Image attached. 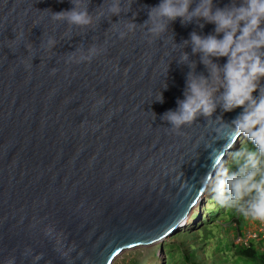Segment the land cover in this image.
I'll use <instances>...</instances> for the list:
<instances>
[{"label": "water", "instance_id": "obj_1", "mask_svg": "<svg viewBox=\"0 0 264 264\" xmlns=\"http://www.w3.org/2000/svg\"><path fill=\"white\" fill-rule=\"evenodd\" d=\"M102 3L90 0L88 11ZM158 3L134 0L126 14L69 29L51 12L71 9L70 0H0V264H113L161 243L202 200L212 160L234 152L230 130L215 122L199 117L177 134L160 118L183 99L182 51L207 75L180 43L213 24L177 19L151 42L139 27L119 38L133 12L142 24ZM92 44L106 51L69 59Z\"/></svg>", "mask_w": 264, "mask_h": 264}, {"label": "clouds", "instance_id": "obj_2", "mask_svg": "<svg viewBox=\"0 0 264 264\" xmlns=\"http://www.w3.org/2000/svg\"><path fill=\"white\" fill-rule=\"evenodd\" d=\"M133 2L103 0L93 14L88 11L90 0H70L71 9L51 14L53 20L64 22L69 29L73 26L88 29L100 22L105 12L109 19L128 13ZM135 16L133 12L132 18L126 20L127 31H119L120 39L139 27L151 42L166 33L177 19L182 25L195 22L200 28L204 24L214 25L212 33L202 35L194 30L180 43L184 48L191 47L192 56H199L207 75L197 73L196 61L182 51L177 62L189 68L183 99H178L177 107L160 118L179 134L183 126L203 117L218 124V132L228 128L231 141L243 137L252 145L251 148L241 145L231 154L230 165H235V171L225 165L222 155L216 156L202 183L206 189L211 186L221 207L235 209L245 219L264 223V0H230L224 7L216 6L213 0H159L148 8L147 19L142 24L133 22ZM118 24L119 21L113 23ZM47 44L51 48L56 41L49 37ZM174 45L178 44L174 42ZM104 51L105 48L92 44L86 50L77 47L68 55L72 59L79 54V61L90 62ZM220 58H226L223 65L216 62ZM155 100L163 102L161 92ZM218 108L221 114L213 120ZM237 108L241 109L240 113L230 122L224 121L223 113Z\"/></svg>", "mask_w": 264, "mask_h": 264}, {"label": "rangeland", "instance_id": "obj_3", "mask_svg": "<svg viewBox=\"0 0 264 264\" xmlns=\"http://www.w3.org/2000/svg\"><path fill=\"white\" fill-rule=\"evenodd\" d=\"M246 142L243 137H240L234 143V152ZM247 146L252 147L250 143H247ZM229 153L223 161L226 164L231 161V153ZM225 209L216 202L211 186H208L202 200H199L190 210L182 231L173 237L166 238L161 243L126 251L117 257L113 264H132L133 260L137 264H165L164 244L180 246L185 255L191 256L190 262L193 261L196 264H254L239 256L238 248L241 246L235 240L237 236L248 240L245 236L252 235L258 227V222L245 219L235 209L232 210L239 223L229 222L228 214L222 220L220 216L223 215ZM217 210L221 213L213 218Z\"/></svg>", "mask_w": 264, "mask_h": 264}, {"label": "trees", "instance_id": "obj_4", "mask_svg": "<svg viewBox=\"0 0 264 264\" xmlns=\"http://www.w3.org/2000/svg\"><path fill=\"white\" fill-rule=\"evenodd\" d=\"M242 139V138H241ZM249 142H246V145ZM232 154V153H231ZM231 161L228 162L225 165H230ZM233 169V171L236 170L235 165H230V170ZM220 212L215 211L213 214V218L216 215H219ZM228 214L229 217V222L230 221H235L239 223V220L237 219V216L234 215V212L232 209H225L223 215L220 216V219L223 220V217ZM237 230H239V227H237ZM192 235V234H191ZM175 236V235H174ZM164 252L166 253V259H165V264H196L195 262H190L191 256L185 255V252L182 250L180 246H175V245H163ZM192 254V253H191ZM238 254L242 258L249 260L253 262L254 264H264V253L262 251V245L261 243L257 241L249 242L248 245L246 246H241L238 248ZM193 257V256H192ZM132 264H137L134 260Z\"/></svg>", "mask_w": 264, "mask_h": 264}, {"label": "built area", "instance_id": "obj_5", "mask_svg": "<svg viewBox=\"0 0 264 264\" xmlns=\"http://www.w3.org/2000/svg\"><path fill=\"white\" fill-rule=\"evenodd\" d=\"M258 222V221H256ZM248 240H245V238H240V236H237L236 243L240 246H246L249 242L257 241L261 243L262 245V251L264 253V223L258 222L257 229L248 236H245Z\"/></svg>", "mask_w": 264, "mask_h": 264}, {"label": "bare ground", "instance_id": "obj_6", "mask_svg": "<svg viewBox=\"0 0 264 264\" xmlns=\"http://www.w3.org/2000/svg\"><path fill=\"white\" fill-rule=\"evenodd\" d=\"M237 140H238V139H237ZM237 140H236V141H237ZM234 143H235V141L232 143V145H234ZM225 155H226V154H225ZM224 157H225V156H224ZM204 193H205V192H204ZM197 203H198V202H197ZM197 203H196V204H197ZM196 204H195V205H196ZM195 205H194V207H195ZM194 207H193V208H194ZM189 215H190V213H188V216H189ZM188 216L186 217V219L188 218ZM118 257H119V256H118Z\"/></svg>", "mask_w": 264, "mask_h": 264}]
</instances>
